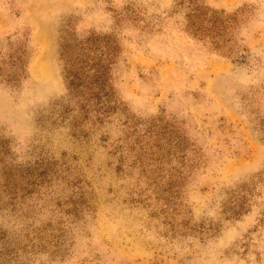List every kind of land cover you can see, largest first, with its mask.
<instances>
[{
  "label": "rangeland",
  "instance_id": "1",
  "mask_svg": "<svg viewBox=\"0 0 264 264\" xmlns=\"http://www.w3.org/2000/svg\"><path fill=\"white\" fill-rule=\"evenodd\" d=\"M0 264H264V0H0Z\"/></svg>",
  "mask_w": 264,
  "mask_h": 264
}]
</instances>
